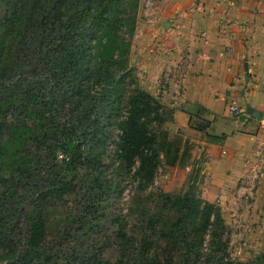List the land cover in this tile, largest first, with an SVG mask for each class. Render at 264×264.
Here are the masks:
<instances>
[{
  "label": "trees",
  "instance_id": "obj_1",
  "mask_svg": "<svg viewBox=\"0 0 264 264\" xmlns=\"http://www.w3.org/2000/svg\"><path fill=\"white\" fill-rule=\"evenodd\" d=\"M139 3L0 0V248L15 243V213L22 216L26 232L21 256H6L5 264L49 260L42 251L49 202H60L73 190V169L83 161L79 148L86 137L96 140L89 161L101 172L95 165L104 153L98 148L105 137L103 122L119 129L113 150L116 170L133 177L140 191L154 183L160 139L168 142L167 152L177 143L159 131L174 120L173 110L139 86L129 64ZM124 101L126 113L119 118ZM58 154L67 167L59 168L55 161L42 170L37 156L57 159ZM156 196L157 210L143 208L138 239L119 222L123 258L95 262L126 264V257L132 264L231 260L229 230L217 203L193 187L184 193L158 190ZM230 264H264V252Z\"/></svg>",
  "mask_w": 264,
  "mask_h": 264
},
{
  "label": "crops",
  "instance_id": "obj_2",
  "mask_svg": "<svg viewBox=\"0 0 264 264\" xmlns=\"http://www.w3.org/2000/svg\"><path fill=\"white\" fill-rule=\"evenodd\" d=\"M180 1L167 27H136L140 82L151 78L146 91L173 110V128L198 133L190 138L200 149L192 159L204 155L196 178L205 174L211 193H232L233 223L254 226L264 244V123L246 111L264 110V0ZM230 104L242 111L229 113ZM193 119L208 123L203 138ZM214 127L223 131L209 133Z\"/></svg>",
  "mask_w": 264,
  "mask_h": 264
},
{
  "label": "rangeland",
  "instance_id": "obj_3",
  "mask_svg": "<svg viewBox=\"0 0 264 264\" xmlns=\"http://www.w3.org/2000/svg\"><path fill=\"white\" fill-rule=\"evenodd\" d=\"M203 0H191V4L198 6ZM200 3V4H199ZM181 5V1L177 3L171 0H140L136 17V27L142 25L155 24L159 27L168 25V22L178 16L174 12L176 6ZM175 16V18H174ZM178 18V17H177ZM166 22V24L164 23ZM136 38L132 39L129 64L134 66L133 75L137 77L138 84L144 90H150L153 85L148 83L151 81L148 75H145L140 82L139 69L136 63H139L138 46H135ZM148 55V50H144ZM128 82V81H127ZM129 88V87H128ZM157 89V86L155 90ZM100 87L95 86L94 92L99 93ZM125 99L129 92L125 93ZM125 101L122 104V111L119 118H122L126 109ZM106 116L101 117L104 121ZM67 118V113L62 116ZM226 120L228 123H226ZM232 119H224L225 130L230 129L229 123ZM220 121V124H222ZM191 129L202 128L201 136L207 130L208 123L198 119H193L190 123ZM104 131V138L98 141L99 149L103 155L95 165L98 170L94 169V165L89 158L91 156L90 149L95 138L86 137L80 146L82 163H77L74 172V188L64 195L60 202H49L46 210L47 231L43 242L42 251L50 256L49 260L44 262L42 259L33 258L29 264H94L95 260L104 259L110 262H116L122 259L123 246L117 237V228L119 222H122L126 230V234L134 238L140 237L139 227L142 225V211L144 207L151 210H157L156 192L162 190L170 193H184L193 187L196 194L201 195L204 199L209 197L214 203H217L224 217L225 223L229 230V253L231 260L247 262L257 254L264 252L263 241L257 240L254 235V226H247L245 223H233V197L232 193L223 195L211 190L202 178H195V174H199V164L203 162L204 155L201 154L200 159H192L193 151L200 152L198 147L195 148L191 144V136L181 129H175L167 122L159 128V131L167 133V140H176L175 146L169 147L168 142L164 138L160 139V164L154 183L151 187L144 191H140L137 187V181L129 174L121 173L116 170L118 161L114 157V142L117 140L119 129L115 124H108L107 121L101 124ZM223 131V128L214 127L209 133H215V130ZM222 129V130H221ZM186 136V137H185ZM198 136V135H197ZM200 144H196L198 146ZM49 154V153H48ZM41 158V168L44 170L46 164L57 163L59 168H66L63 154H58L57 159L51 158L50 155ZM36 158V159H37ZM54 159V160H53ZM59 159V160H58ZM58 160V161H57ZM197 160V161H195ZM198 165V166H197ZM72 169V168H68ZM69 178V177H67ZM66 178V179H67ZM198 182V183H197ZM204 187V190L202 187ZM29 189V186H27ZM25 191L26 194L29 191ZM203 192V193H202ZM24 193V192H23ZM13 217L12 233L14 241L7 242L0 248V264H5L6 256L14 254L20 255L25 243V226L22 216L19 212ZM261 227V226H260ZM260 242V243H259ZM231 260L225 258L218 264H230ZM126 264H132L133 260L124 258ZM98 264V262H95Z\"/></svg>",
  "mask_w": 264,
  "mask_h": 264
},
{
  "label": "built area",
  "instance_id": "obj_4",
  "mask_svg": "<svg viewBox=\"0 0 264 264\" xmlns=\"http://www.w3.org/2000/svg\"><path fill=\"white\" fill-rule=\"evenodd\" d=\"M242 110L236 106V105H233V104H230L228 106V112L231 113V114H237V113H240ZM259 119L262 123H264V110H262L260 112V115H259Z\"/></svg>",
  "mask_w": 264,
  "mask_h": 264
},
{
  "label": "water",
  "instance_id": "obj_5",
  "mask_svg": "<svg viewBox=\"0 0 264 264\" xmlns=\"http://www.w3.org/2000/svg\"><path fill=\"white\" fill-rule=\"evenodd\" d=\"M246 111L248 112V113H251L254 117H258L260 114H259V112H255V110H253L252 108H251V106H247L246 107Z\"/></svg>",
  "mask_w": 264,
  "mask_h": 264
}]
</instances>
